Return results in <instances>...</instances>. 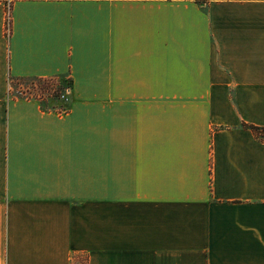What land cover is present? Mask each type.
<instances>
[{
	"label": "crops",
	"instance_id": "0c3cea01",
	"mask_svg": "<svg viewBox=\"0 0 264 264\" xmlns=\"http://www.w3.org/2000/svg\"><path fill=\"white\" fill-rule=\"evenodd\" d=\"M57 75L66 112L11 96ZM242 123L264 127V0H0V264H264Z\"/></svg>",
	"mask_w": 264,
	"mask_h": 264
},
{
	"label": "rangeland",
	"instance_id": "374dc122",
	"mask_svg": "<svg viewBox=\"0 0 264 264\" xmlns=\"http://www.w3.org/2000/svg\"><path fill=\"white\" fill-rule=\"evenodd\" d=\"M68 78L67 75H63L61 78H54L53 81L55 84L51 85L53 87V90L56 89L59 84L64 85L67 82ZM43 84H46V82H43L42 80H37L33 78H13L11 80V87L12 97H29L34 98L37 100L45 99V102L52 103L55 106H58L59 104H65L69 103L71 100L69 95V90L67 88L57 90L54 100L51 102L50 96H48V93L45 91H42L39 89ZM49 90V87H48ZM53 90H49V92H52ZM65 96V97H64ZM86 255H77L74 257L73 264H86Z\"/></svg>",
	"mask_w": 264,
	"mask_h": 264
},
{
	"label": "trees",
	"instance_id": "16d2710c",
	"mask_svg": "<svg viewBox=\"0 0 264 264\" xmlns=\"http://www.w3.org/2000/svg\"><path fill=\"white\" fill-rule=\"evenodd\" d=\"M63 75H57V76H53V77H34L33 79H37V80H42L43 82H46V84H43L41 87H39L40 90L45 91L48 93V96H50L51 98V102L54 100L55 95L57 90H61L64 88H67L69 91L72 87V78L70 76H67L68 80L64 85H60L53 90V87H51V85H54L53 81L54 78H61ZM53 90L52 92H49L48 90ZM65 97V96H64ZM29 98V97H28ZM39 101V100H38ZM41 109L43 110H53L59 113L62 112H66L69 110L70 108V101L69 103H65V104H59L58 106L53 105L52 103H46L45 99H42L39 101ZM243 126L248 127L252 130L253 134L261 141L264 142V127L263 126H258V125H250L247 123H242ZM87 260V259H86ZM71 264H73V262H71ZM87 264V263H86Z\"/></svg>",
	"mask_w": 264,
	"mask_h": 264
},
{
	"label": "built area",
	"instance_id": "2783aa9c",
	"mask_svg": "<svg viewBox=\"0 0 264 264\" xmlns=\"http://www.w3.org/2000/svg\"><path fill=\"white\" fill-rule=\"evenodd\" d=\"M10 4L7 3L6 4V12H5V16H6V20H5V30L8 33L10 30Z\"/></svg>",
	"mask_w": 264,
	"mask_h": 264
}]
</instances>
